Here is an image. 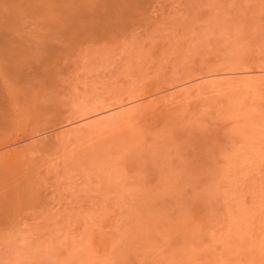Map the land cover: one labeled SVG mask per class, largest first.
Instances as JSON below:
<instances>
[{
  "label": "rangeland",
  "instance_id": "obj_1",
  "mask_svg": "<svg viewBox=\"0 0 264 264\" xmlns=\"http://www.w3.org/2000/svg\"><path fill=\"white\" fill-rule=\"evenodd\" d=\"M2 84L0 264H264V0H0Z\"/></svg>",
  "mask_w": 264,
  "mask_h": 264
},
{
  "label": "bare ground",
  "instance_id": "obj_2",
  "mask_svg": "<svg viewBox=\"0 0 264 264\" xmlns=\"http://www.w3.org/2000/svg\"><path fill=\"white\" fill-rule=\"evenodd\" d=\"M46 69V68H45ZM16 70H18V69H16ZM23 71V70H22ZM14 72H16V71H14ZM31 73H19V75L17 76L18 77V80L16 81V79L14 80L15 81V84L17 85V84H26V85H28V84H31L32 83V81H34V78L35 77H37L38 75V71L36 72V71H30ZM16 74H17V72H16ZM16 74H15V76H16ZM13 75H14V73H13ZM40 75V74H39ZM48 76V75H47ZM2 81H3V79H2ZM5 85V84H4ZM14 84H10V85H6V86H3V84L0 86V123L1 122H4L5 123V117H6V113H8L7 111L5 112L4 110H5V108L7 109L8 108V106L9 107H11L12 106V109L14 108H17V109H21L22 110V108H23V105H24V108H25V105H26V108L31 104V105H33V107H32V110H33V113H34V116H37L39 119H43L44 117H49L50 119L49 120H47V118H45V119H43V120H47L45 123V125H52V128H54L55 129V127H56V125H54L53 123H56V122H58L59 121V119H60V117H61V113H59V114H57L58 112L54 109V108H52L51 106H49V105H41V106H38V102H39V99H36L34 102H30V103H28L27 102V96H26V94H24V92H22V90L21 89H19L16 85H14ZM147 85V88L148 89H150V88H152L153 86L151 85V84H146ZM130 93H131V91H130ZM130 96V95H129ZM134 98V97H133ZM48 98H46V100H47ZM130 99H132V98H130ZM49 100V99H48ZM126 100H129V98H127L126 97V99L125 98H122L121 99V101L120 102H123V101H126ZM38 101V102H37ZM25 102H27V103H25ZM28 105V106H27ZM106 105V104H105ZM112 105V104H111ZM110 105V106H111ZM18 106H20V107H18ZM42 106H44V107H42ZM56 106V105H55ZM107 106H109L108 104H107ZM56 108V107H55ZM95 109L96 108H98V107H94ZM100 109L102 108V107H99ZM106 108H108V107H106ZM110 108V107H109ZM9 109V108H8ZM11 108L9 109V110H12ZM13 109V110H14ZM17 109L15 110V111H17ZM12 110V111H13ZM27 110V109H26ZM96 110H98V109H96ZM2 111V112H1ZM95 111V110H94ZM18 112V111H17ZM61 114V115H60ZM89 114V113H88ZM15 115V114H14ZM37 117H36V119H37ZM62 118V117H61ZM53 125H54V127H53ZM34 127V126H33ZM36 127V126H35ZM46 128V127H45ZM34 129V128H33ZM69 129V128H68ZM31 130H32V126H31ZM45 130V129H44ZM30 131V130H29ZM37 131V130H36ZM2 131H0V133H1ZM31 132V131H30ZM33 132V131H32ZM69 132V131H68ZM24 133V132H23ZM27 133H29V132H27ZM35 133V132H34ZM61 133V132H60ZM58 134V132L56 133L57 135V137L59 138V140H61L62 138H64V134H63V132L61 133V134ZM67 133V132H66ZM2 134V133H1ZM0 134V135H1ZM30 134V133H29ZM51 134V133H50ZM50 134H48V135H50ZM22 135V134H21ZM28 135V134H27ZM42 136H44V135H42ZM47 136V135H46ZM45 136V138H47ZM52 137L53 136H55V135H51ZM50 136V137H51ZM7 137V136H6ZM28 137V136H27ZM29 137L31 138V136L29 135ZM34 137V136H33ZM49 137V138H50ZM4 137L3 136H1L0 137V158L1 159H5V158H7V157H9L10 156V153H9V151L7 150V148H6V150H5V147L7 146V144L8 143H10V141L9 142H7V143H4V142H6V140L5 139H3ZM10 138L11 137H9V140H10ZM44 138V139H45ZM13 139V138H12ZM18 139V138H17ZM21 139H23L22 137H21ZM21 139H19V140H21ZM51 139H53V138H51ZM16 141V140H15ZM31 142H33V141H31ZM13 144V143H12ZM28 145V144H27ZM25 146H26V144H25ZM24 145L22 146L23 148L25 147ZM22 147L19 149V148H15V149H17V150H14V153H19V151H20V153H21V150H23L22 149ZM8 151V152H7ZM18 156V155H17ZM17 156H15V158L17 157ZM13 158H14V156H13ZM8 159V158H7ZM1 167V166H0ZM18 180V179H17ZM15 182V181H14ZM20 182V181H19ZM3 183V182H2ZM28 183V182H27ZM21 184V183H20ZM24 185V184H23ZM18 189V184H17V182H15V183H13V184H0V203H1V205H2V202L1 201H3L2 200V198H4L6 195H8V194H10V193H12V192H14V191H16ZM19 189H21V187L19 188ZM23 191V190H22ZM20 195V194H19ZM1 209V208H0ZM7 212V211H6ZM3 213V212H2ZM8 213V212H7ZM4 218H5V216H3ZM1 219V218H0ZM8 220H10V219H8ZM1 221V220H0ZM5 224V223H4ZM1 225V224H0Z\"/></svg>",
  "mask_w": 264,
  "mask_h": 264
}]
</instances>
